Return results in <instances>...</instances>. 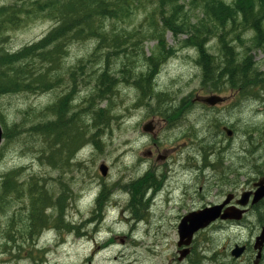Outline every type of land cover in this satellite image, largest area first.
I'll return each instance as SVG.
<instances>
[{"label":"rangeland","instance_id":"rangeland-1","mask_svg":"<svg viewBox=\"0 0 264 264\" xmlns=\"http://www.w3.org/2000/svg\"><path fill=\"white\" fill-rule=\"evenodd\" d=\"M15 1L0 0V7L22 3V0ZM156 1L143 0L146 10L154 8ZM191 1L185 0V9L190 12L192 22L195 23L199 18L204 17L203 7L200 3H191V5ZM223 1L232 4L235 0ZM146 12L148 11L142 7L137 10L129 23V25L132 23L131 28H139L142 25ZM230 21L224 23L222 30L218 27L219 23L211 24L214 33L206 37L210 53L218 58L219 64H222L221 44L230 42L235 45V50L240 52L241 57L248 53L247 56L251 57V61L257 63L255 66L259 67H257L259 71H264V43L263 46L255 43V32L249 28L248 23L241 25L237 22L238 17L234 22ZM262 23L264 27V18ZM55 25L56 22L50 19H32L17 25L12 24L7 28L3 26L0 29V40H2L0 49L17 51L25 45L39 41ZM187 37L189 35L181 31L177 34L170 29L165 31L167 44L171 46L172 51L158 65L154 83L157 91L166 94V100L157 102L153 98L150 100L151 105H141L138 103L140 91L134 84L119 83L117 87L113 98V102H116L113 113H120V118L104 127L105 130L98 128L100 141H98V194L103 185L109 194L111 193L108 202L104 199L98 204V221L94 211L97 160L95 136L94 141L85 142L82 148L81 167L75 161L69 162L72 166L65 161L63 148L57 152L59 156L56 155L58 160L56 166L50 165L47 159L42 158L47 154V150H44L47 144L42 136L25 132L20 136L12 137L7 142L3 140L2 148L0 146V193L1 180L8 171L21 168L16 179L23 184L20 183L18 193H2L0 264H192L190 258L194 257L186 258L182 262L178 261V225L186 214V207L181 209V206L188 204L192 197H195L193 203H201L200 199L203 197L206 202L216 201L220 197L218 195L220 185L223 186L222 189L235 188L241 192L249 188L261 175L257 165L263 162L264 158V93L260 98L244 97L238 89H232L228 82H225L224 86L221 83L222 89L215 92L203 80V69L196 59L197 49L188 45ZM155 42L157 40L154 38H146L141 42L140 48L136 47L139 46L138 43L133 42L136 46L134 50L130 49L132 52L130 67H133L136 73L149 71L148 58L156 48ZM95 47V39L74 41L66 47L67 53L61 61L63 86L42 94L26 93V95L24 92H19L0 96V113L5 123L10 127L14 124H25L27 127L35 121L43 120L44 117L40 115L36 120L37 112L48 105L53 107L61 95L77 84L72 104L77 102L73 108L74 111L80 109L82 137L84 140H89L93 135L91 132L95 134V129L91 128L90 132L85 131L86 122L90 123L92 118L91 114L83 112V108L88 106L86 99L90 98V92H93L95 87L97 63L93 66L88 64L86 70L82 71L79 70L78 65L81 59H87L94 52ZM105 52L107 51H99L98 77L107 66ZM109 57V69L118 78L125 57L122 55ZM219 64L217 61L216 65ZM213 94L226 98L225 102L211 108L191 103V100L199 95ZM134 102H136L135 107L138 108L133 107ZM107 103V100L98 101V107H105ZM189 105L190 107L187 108ZM94 107L95 98L93 107H89V110ZM174 107L183 108L175 117H173ZM148 122H152L154 126V131L151 133L143 130V126ZM224 126L233 130L231 136L225 133ZM54 146L56 150L61 148L57 144ZM170 147L173 148L171 158L167 162L158 159V155L170 153ZM148 150L154 152L152 157L144 155ZM190 158H192L191 166L187 163V159ZM102 162L109 167L108 175L105 177L99 170ZM204 162L206 164L215 162L216 168L212 165L207 166ZM147 170L157 179H162L164 189L159 199L155 200V204L154 201L148 209L147 206L145 209L142 208L141 210L144 211L135 213L134 218L127 209L131 197L128 183L130 180L137 181ZM187 170L192 171L191 181ZM223 173L230 181L236 183L227 185L222 180L219 181ZM186 181L190 182L191 187ZM67 184L73 188L74 193L82 194L81 210L68 208L65 214H58V208L55 206L48 208L45 211L47 218L49 217L48 223L43 229L51 227V230L44 232L39 242L34 243V234L27 233L31 223L29 218L31 200L33 201L35 197L32 195L34 193L30 192V188L35 187L36 190L42 187V190L47 192L49 190L52 196L55 195L57 198ZM104 193L107 195L106 191ZM149 195L150 192L146 197ZM168 195L173 198L167 199ZM187 195L192 197L186 200L180 199ZM142 200L146 203L145 199ZM263 210L264 207L260 211H249L241 224L218 221L198 232L194 237L196 248L204 251L207 247L211 248L213 254L218 252L217 258H210L211 253L203 252L206 255L199 256L204 259L202 264H254L257 251L254 250L253 245L255 237L261 230L257 221L258 212ZM235 244H247L250 248L236 259L231 254ZM261 262L263 263L260 264H264V259H261Z\"/></svg>","mask_w":264,"mask_h":264},{"label":"trees","instance_id":"trees-1","mask_svg":"<svg viewBox=\"0 0 264 264\" xmlns=\"http://www.w3.org/2000/svg\"><path fill=\"white\" fill-rule=\"evenodd\" d=\"M34 1L35 0H33V2L32 0L27 1V2L23 1L22 3H24V5L21 3H17V4L14 3L13 5L9 7H0V28L2 26L7 28L8 26L9 27L12 26V24L17 25V24H20V22L23 23L24 21H29L32 19L33 20L34 19H50L49 17H52L50 20H53L56 22V25H55L56 28L54 26L52 28L53 30L51 29L42 39H40L37 42L25 45L21 49L14 51V52H11L7 49L6 50L0 49V92H1L0 96L19 93V92H24V93H34L35 92L39 94L40 92L45 93L48 91H52L53 89L57 87L63 86L64 80H63V71H62L61 61L63 57L65 56V54L67 53L66 47L70 43H73L74 41L95 39L96 47L94 49V52H92L87 59L85 58L81 59L80 60L81 63L78 65V68L79 70L82 71L88 67V64L92 66L95 65L96 63L98 64L99 51H103V50L107 51L104 54L107 60V66L103 68V72L98 77V82H99L98 83V86H99L98 87V93H99L98 101H104L105 99L108 100V103L105 107H98V128L101 130H105L104 127H107L108 125H110V123L113 120H116V118L119 119L117 117L119 116V114L113 113L114 105H115L114 104L115 102H113L114 101L113 98L116 95V92H117L116 88L118 87L119 83H127L128 81L129 83L131 82L132 84L135 83L134 85L139 89L140 94H142L140 96L143 97V98L140 97L141 101H140V98L138 101V103L140 104L143 102L141 105H143L144 103L150 104V99L153 100V98L157 101L158 100L163 101L164 98L166 97V94L164 92L159 91L160 92L159 93L157 91L155 83H154V78H155V75L157 74V70H158L157 67L160 64L159 61H161L162 59L161 62H163L168 57V54L170 53L172 49V48L171 49L169 48L170 46H168V44L166 43L167 41L165 38V31L169 29L174 31V33H179L180 31L184 30L182 32H186L189 35V37L186 39V42L189 43L188 41H190L188 45H191L193 43L192 46L195 45L194 47L197 48L198 60H199L197 61L198 63L200 62L199 64L202 66V69H203V80L209 83L210 87L215 92L219 91L221 86L225 82H228L229 86L232 89H238L239 91H242L241 93L244 96H246L247 94V96H254L255 98H260V95L264 93V73L257 70L258 68L254 65V63L251 61V58L249 56L245 55L246 58L245 56L241 57L240 52L235 50L234 45H232L229 42L227 43L224 42V45H222V47L223 46L225 47L221 48V55L223 57L222 62H221L222 64H219L220 61L218 60V58L215 55L210 53L207 43H206V38L204 40V37L214 33L213 29L211 28V24L217 25L216 23H219L218 27L222 30L223 26H225L224 23L226 22V20L227 21L231 20L232 22H234L236 20V17H238V21H237L238 23H240L241 25H246L248 23L249 28L254 30L255 35L257 36V38L255 36L256 39L254 38L255 39L254 41L255 43H257L258 46H262L264 43V37H263L264 27L262 25L263 19L261 17L263 16L262 14H264V0H235L232 4H227L223 0H192L190 3L192 4L200 3L203 7V11L205 10L204 12L205 13L207 12L206 15L203 12L204 14L203 18H199L202 20V22H203V19L204 20L206 19L205 20L206 22L204 21L205 24H202L201 21L198 22L199 20L197 21V23L192 22V19L190 17V12L185 9V0H157L156 5L151 10H146V8L144 7L143 0H103V1L102 0H46V2L45 0H42V1L37 0L38 2L35 1V3ZM30 3L32 4L33 8H35L36 7L35 5H37L39 11L37 10V7H36L31 12L33 8L30 7L31 6ZM22 6L23 8H25L24 10ZM141 7L144 8L145 11H148L146 12V16L144 17L143 23L139 28H136V27L131 28L132 23L130 25L129 23L132 20L133 16L136 14L137 10ZM182 7L184 8V10ZM257 10L259 11V13ZM35 11L41 15L40 16L39 14L37 15ZM181 11H183V13ZM177 12H179L180 14ZM207 19L208 20L210 19V22ZM4 20L6 21L4 22ZM155 21L156 23L158 22L157 23L158 25L155 23ZM155 24L157 26V29H156ZM200 24L202 25V27ZM183 25H185L187 28H185V26ZM188 25H190L191 27ZM197 25H199L200 27ZM159 26L162 27L163 30H161L162 28H160ZM190 29L193 30V32L190 31ZM204 30H207V31L204 32ZM152 31L154 32L151 33ZM160 31H162V33ZM197 31L199 32V34ZM53 33L55 36L53 35ZM156 33L158 34L157 36H156ZM159 35H160V38H159ZM199 37H202V38H199ZM259 37L263 41L260 39L258 41ZM146 38H154L157 40V42L159 41L158 45L156 44L155 50H153L155 51L153 52L154 54L152 53V55L149 56L148 58L149 65L150 64L155 65V67H153L154 65L153 66L150 65L154 73L152 74V71L150 70V67H149L148 72H145V73L141 72L138 74L134 72L135 70H133L132 67H130V64L132 63L131 61L132 52H130V49L134 50L136 46V44H133V42H136L138 44L140 43L139 46L138 45L136 46L140 48L141 42ZM191 38L194 39L192 43H191L192 41ZM198 41H200L199 45L195 44V43H198ZM160 42H162V44ZM159 43L161 44V46ZM164 44H166L165 48L163 46ZM110 45H113V47ZM197 46L198 47L201 46L200 47L201 51L199 50ZM115 47L117 48L115 49ZM226 47L227 49H225ZM231 50H233V52H231ZM162 51L163 53L165 52V56L163 53L162 54L160 53ZM115 52L119 54L117 53L115 54ZM199 54L203 56H200ZM112 55L115 57H119L121 55L125 57V62L123 61L124 69L122 68L123 70H121L120 72V76L118 77L119 79L113 76L111 74L112 71L109 69V60H110L109 56H112ZM100 56H102V53ZM214 56L216 60H214ZM129 57L130 59H127ZM155 57L158 58V61L156 60ZM204 58L206 59V62L201 61V59L205 60ZM126 59L128 60L127 62H126ZM238 59H241V60H238ZM217 61L219 65H216ZM136 74L139 76L137 77ZM124 75L126 76L125 78L123 77ZM39 80L40 81L42 80V81L40 82ZM113 80H116L117 83L114 81L115 82L114 84ZM221 83L222 85H220ZM75 86L71 87V90L61 95L53 107H50L48 105L43 110L37 112L36 117H35L36 120L38 119L39 115L44 117V119L41 121H37V122L35 121L34 123H31L30 125L27 126V127L30 126L29 129H27L25 124L24 125L14 124L11 127L8 126L7 124H5V121L3 120L4 118L2 114L0 113V122L5 132L4 133L5 135H3L4 140L5 139L10 140L12 137L20 136L22 133H25V132L42 136L44 142L47 144L46 147L44 148V150H47V154L46 155L44 154L42 158L47 159V162L50 165L53 164V166H56V161H58L56 155L59 156L57 152H60L62 150V147L56 150L54 145H56L57 142L59 141L62 142L63 130L65 129V131L67 130L68 133H70V135H73L75 131L79 132V131H82L83 129V128H80L82 127L80 123V121L82 122V119L80 117V111H75L74 113V108H71L73 107L72 101H73V98L76 92ZM107 86L109 87L107 88ZM4 87H6L7 91ZM215 88L217 90H215ZM72 89H75V90L72 91ZM141 89H144V91L143 90L141 91ZM252 89L254 91L255 90L257 91L254 92ZM36 90L39 92H37ZM154 90L155 92L156 91L157 92L156 93L151 92ZM94 92H95V87L93 89L92 94H95ZM156 95L158 96L156 97ZM92 96L93 98L92 97H91L92 99L90 98L92 101L90 99H87L86 102L89 101L87 102L88 106L83 108L84 110H86L83 112H86L87 114H91V118H92L91 123L86 122V125H85L86 132H90V128H94V117H95L94 109L92 111H89L88 109L89 107H93L92 102L94 101L95 95H92ZM103 96H105L106 98ZM109 108H111L112 110ZM173 109H174L173 117H175L176 115L179 114L180 111H182L183 108L181 109V107H176V109L175 108ZM111 114L113 115V117ZM45 121H47V123ZM5 127L7 128L9 127V128L7 129ZM48 127H51V128H48ZM53 132L57 134L55 140L52 139ZM6 133H8V136ZM94 136L95 134L93 132L92 137L89 138V140H86L85 142L94 141ZM263 164H264V158H263V162L257 165V168L259 169L260 174L262 176H264V165ZM216 165L217 163L215 164V166ZM14 170L8 171L6 174H4L3 176L4 178L1 180L2 182H1L0 204H1V199H2V193L12 194V193H18L20 191L19 189L20 183L17 182L16 177L19 175L21 168L14 169ZM136 185L137 186L134 190L135 192L134 196L136 195V199L138 198V202L134 205V208H135L136 213H141L144 211V210L142 211L141 209L145 207V205H143L141 208H139L140 204L142 205V203H144V201L142 200V192H144V190L142 189L143 182L138 181ZM30 192L34 193L35 197L32 201L33 203H31L32 207L30 208V211H29L31 215L29 217L31 220V223H30V229L27 233H29V235L30 234L32 235L33 234L32 228H31L32 224L39 225L40 227L42 225L41 223H45V224L48 223L45 210H47L50 207H48L49 206L48 194L46 190H42V187L35 190V187H33L30 190ZM103 195H106V194L103 192ZM257 207L258 206H255L253 211H256V210L260 211L264 207V200L262 201L258 209ZM258 215H259L258 224L263 226L264 225L263 224L264 223V210L262 212H258ZM259 218H261L262 221L261 219L259 220ZM205 248L206 250L204 251L198 250L194 242V245L191 250V254L188 256V258L194 257V259L190 258L192 264H202L203 262L202 258L200 261L199 256L202 255L204 257L206 253H203V252L211 253V256H210L211 258H217L216 256L218 255V252H215L213 254L211 251V248H207V247ZM262 256H264V252ZM195 259H198L199 262L198 260H195ZM263 259L264 258H262V260ZM260 263H263V262H260Z\"/></svg>","mask_w":264,"mask_h":264},{"label":"flooded vegetation","instance_id":"flooded-vegetation-1","mask_svg":"<svg viewBox=\"0 0 264 264\" xmlns=\"http://www.w3.org/2000/svg\"><path fill=\"white\" fill-rule=\"evenodd\" d=\"M97 75V76H96ZM98 64H97V68H96V70H95V107H96V109H95V107H94V116H95V118L94 119H96L95 121H94V123L97 125L96 127H95V124H94V129H95V134L97 133L98 134ZM199 96H205V95H199ZM198 97V96H197ZM197 97H195L194 99H192L191 100V103H198L199 105H202L203 107H207V108H211V107H214V106H209V105H207V104H205V103H203V102H201L200 100H196V98ZM225 100H226V98H224L223 99V101H222V103H224L225 102ZM184 103H186V102H184ZM220 104V103H219ZM219 104H216V106L217 105H219ZM190 106H188L187 108H189ZM180 113H181V111H180ZM80 128H82V127H80ZM79 131V130H78ZM77 134H79V137H78V135ZM95 135V142H94V146H95V152H96V158L98 157V135ZM227 134V133H226ZM77 135V136H76ZM81 135V136H80ZM54 136H57V134H55L54 132L52 133V139L53 140H55V138L56 137H54ZM75 137H76V139H75ZM64 138V139H63ZM75 139V140H74ZM78 139H80V141L78 140ZM75 141V144L73 145V142ZM85 140H84V138L82 137V133H81V131H79L78 133H77V131H75L74 133H73V135H70V133H68V131L66 130L65 131V129L63 130V132H62V142L61 141H59V142H57V145L59 146V147H62L63 148V154H64V157H65V161L66 162H68V164H69V162L70 161H75L76 162V164H78V166L79 167H81V162L83 161L82 160V158H81V152H82V147H84V145L83 144H85V142H84ZM76 142H78L77 144H76ZM83 142V143H82ZM82 143V144H81ZM170 149V153H168V152H166L165 154H163V155H158V159H163L164 161H168L170 158H171V156H172V152H173V148L172 147H170L169 148ZM52 150H54V149H52ZM146 155L147 156H150V157H152L153 155H154V152L152 151V150H148L147 152H146ZM187 163H188V165H190L191 166V163H192V158H190V159H187ZM205 163V165H207V166H213L214 168H216V166H215V164H214V162L213 163H211V164H206V162H204ZM189 166V167H190ZM189 167H183V168H188L189 169ZM188 171V170H187ZM188 177H189V179H190V177H191V175H192V171L190 170V172L188 171ZM264 176H258L255 180H254V182H252V185L251 186H249V188L247 187V188H245V189H243L241 192H238V190L237 189H235V188H233V189H229V188H227V189H222L223 188V186L222 185H220L219 187H220V193H218V195H220V197L216 200V201H205L204 199H205V197H203L202 199H200V201H201V203H193L192 202V200H195V197H192L191 195L189 196V197H192L191 198V200H190V202L188 203V204H184L185 206H181V209L182 208H184V207H186V214H188V213H190V212H193V211H197V210H201V209H204V208H206V207H210V206H213V205H220V204H222L226 199H228L229 198V203L228 204H226L224 207H223V209L222 210H224L225 208H227V207H229V206H238V207H240L239 206V204H238V200L241 198V195H242V193H244V192H246V191H253L256 187H255V183L259 180V179H261V178H263ZM144 179V180H143ZM141 180H142V182H143V186H142V189L144 190V193L142 192V199H145L146 200V204L148 205V207H147V209L151 206V204L154 202V200H156V199H159L158 197H159V195H160V193L163 191V189H164V185H163V181H162V179L160 178V179H157V177L152 173V172H150L149 170H147L146 172H145V174L142 176V177H140V178H138V180L136 181V182H132V180H130L129 181V183H128V191L129 190H131V193H130V203L128 202V204H130V205H128L127 204V207H128V209L131 211V213H132V215L134 216L135 214L133 213L134 212V205L138 202V199H136L135 200V197H133L134 196V190H135V188H136V184H137V182L139 181V182H141ZM146 180V181H145ZM223 181V182H225V184H227V185H234L236 182L235 181H230L229 180V178H228V176H225V174L223 173V175H222V178L220 177V180L219 181ZM155 181V182H154ZM190 181H191V179H190ZM95 182H96V185H95V187H96V193H95V198H94V211L95 212H97L98 213V204H100L101 203V201L103 200V198L105 197V195H102L103 194V189H104V187L102 188V190L100 191V194H98V158H97V160H96V173H95ZM131 183V184H130ZM186 183L189 185V183L190 182H187L186 181ZM133 184H134V186H133ZM131 185H132V187H131ZM190 187H191V184L189 185ZM69 187H71L69 184H67L64 188H63V191L60 193V195H59V197H60V199H59V197H55V196H52V194L50 193V191L48 190V192H47V194H48V204H49V207L50 206H54L55 205V207L56 208H58V214H65V211H66V209H68V208H72V209H75V210H77V211H80L81 210V204H82V202H83V196H82V194L81 195H78V193L76 194V193H73V190H71L72 189V187L71 188H69ZM144 187V188H143ZM177 187V186H176ZM176 187H174V189H176ZM67 190V191H66ZM68 192V193H67ZM80 192V191H79ZM130 192V191H129ZM148 192H150V194L152 195H149L148 197H146V195L148 194ZM70 193V194H69ZM132 194V195H131ZM66 195V196H65ZM73 195H75V196H73ZM96 195H97V197H96ZM99 195L101 196V197H99ZM225 196V197H224ZM99 197V198H98ZM168 197H169V195L167 196V199H168ZM189 197H188V195L187 196H184V197H182V198H180V199H183V200H186V199H189ZM55 200H54V199ZM68 198V199H67ZM70 198V199H69ZM170 199H172L173 197H169ZM253 197H250V202H249V205L250 206H248L247 207V211L249 212V210H250V212H252L253 210H254V207L255 206H260L261 205V203H262V201H263V199L261 200V203L259 202V203H256V204H251V199H252ZM52 199L54 200V201H52ZM99 199V200H98ZM62 200V201H61ZM66 201H67V203H66ZM70 201V202H69ZM75 201V202H74ZM100 201V202H99ZM148 201V202H147ZM51 202V203H50ZM59 203V204H58ZM156 203V201L154 202V204ZM53 204V205H52ZM131 204H133V205H131ZM260 204V205H259ZM146 205V206H147ZM254 206V207H253ZM51 208V207H50ZM250 208V209H249ZM253 208V209H252ZM252 209V210H251ZM247 212V213H248ZM96 213V214H97ZM97 218H98V214H97ZM134 218H135V216H134ZM182 219V218H181ZM97 221H98V219H97ZM181 221V220H180ZM243 221L244 220H242L241 222H237V221H233V220H228V221H225V222H230V223H238V224H241V223H243ZM42 225L39 227V225H36V224H32V232H33V234H34V238L35 239H33V241H34V243H36V242H39V240H40V238H41V236H43L44 235V232H47V231H50L51 229L50 228H47L46 229V231H45V229H43V227L45 226V225H47V223L45 224V223H41ZM67 226V225H66ZM261 227H263V226H261ZM42 228V229H41ZM38 229V230H37ZM37 230V231H36ZM43 230V231H42ZM32 234V235H33ZM256 238V237H255ZM246 245V251L245 252H247L248 250H249V246L247 245V244H245ZM254 248V247H253ZM254 250H256L255 248H254ZM263 252H264V247H263ZM263 258V256H261V258L256 262V260H254V264H260V262H261V259ZM188 259V258H187ZM178 261H180V262H182V259H180V256L178 255ZM43 264H46V263H43Z\"/></svg>","mask_w":264,"mask_h":264},{"label":"water","instance_id":"water-1","mask_svg":"<svg viewBox=\"0 0 264 264\" xmlns=\"http://www.w3.org/2000/svg\"><path fill=\"white\" fill-rule=\"evenodd\" d=\"M223 99L224 98L219 95L198 96L196 98V100H200L201 102L212 106L222 102ZM143 130L145 132H153V123L148 122L147 124H145L143 126ZM224 130L229 136L233 134L232 129L228 127H224ZM3 135L4 130L2 124L0 123V146L4 139ZM144 155H146V152L144 153ZM99 170L103 176H107L109 167L105 162H102L99 166ZM255 187L256 188L253 191H246L242 193L241 198L238 200V204L240 207L229 206L222 210L223 207L230 202L228 198L220 205L206 207L201 210L190 212L183 216L178 225V247L182 248L179 250L180 259H184L190 253V246L197 232L206 229L217 220H233L241 222L247 212V206L250 202V197L253 196L251 201V204L253 205L260 202L264 198V177L259 179L255 183ZM263 247L264 226L261 228L259 235L256 236L254 243V248L257 250V258H260L262 256ZM245 250L246 245L236 244L232 249L231 254L234 258H239L243 255Z\"/></svg>","mask_w":264,"mask_h":264},{"label":"bare ground","instance_id":"bare-ground-1","mask_svg":"<svg viewBox=\"0 0 264 264\" xmlns=\"http://www.w3.org/2000/svg\"><path fill=\"white\" fill-rule=\"evenodd\" d=\"M16 1H17V0H16ZM16 1H15V2H16ZM18 1H21V0H18ZM24 1H25V0H24ZM29 1H30V0H29ZM35 1H37V0H35ZM35 1H34V3H35ZM39 1H40V0H39ZM41 1H42V0H41ZM102 1H103V0H102ZM22 2H23V0H22ZM26 2H27V1H26ZM32 2H33V0H32ZM37 2H38V1H37ZM45 2H46V0H45ZM45 2H44V3H45ZM12 3H14V2H12ZM17 3H18V2H17ZM17 3H16V4H17ZM19 3H20V2H19ZM34 3H33V4H34ZM41 3H42V2H41ZM105 3H106V2H105ZM21 4L24 5V3H21ZM30 4H31V3H30ZM39 4H40V3H39ZM39 4H38V5H39ZM190 4H191V3H190ZM12 5H13V4H12ZM62 5H63V4H62ZM183 5H184V4H183ZM191 5H192V4H191ZM221 5H222V4H221ZM25 6H26V4H25ZM25 6H24V7H25ZM35 6L37 7V10H38V6H37V5H35ZM136 6H137V5H136ZM28 7H29V6H28ZM30 7L33 8V7H32V4H31ZM30 7H29V8H30ZM36 7H35V8H36ZM137 7H138V6H137ZM194 7H195V6H194ZM197 7H198V6H197ZM197 7H195V8H197ZM22 8H23V6H22ZM35 8H33V9L31 10V12H32ZM165 8H166V7H165ZM182 8H183V7H182ZM24 9H25V8H23V10H24ZM26 9H27V8H26ZM166 9H167V8H166ZM166 9H165V10H166ZM204 9H205V8H204ZM18 10H19V8H18ZM18 10H16V11H18ZM180 10H181V9H180ZM183 10H184V8H183ZM226 10H227V9H226ZM258 10H259V9H258ZM258 10H257V11H258ZM14 11H15V10H14ZM28 11H29V10H28ZM38 11H39V10H38ZM159 11H160V10H159ZM204 11H205V10H204ZM204 11H203V12H204ZM29 12H30V11H29ZM35 12H36V11H35ZM35 12H34V13H35ZM181 12L183 13V11H181ZM184 12H185V11H184ZM177 13H179V12H177ZM204 13H205V12H204ZM206 13H207V12H206ZM206 13H205V15H206ZM258 13H259V11H258ZM36 14L38 15L39 13L36 12ZM179 14H180V13H179ZM184 14H186V13H184ZM260 14H261V13H260ZM40 15H41V14H39V16H40ZM132 15H133V14H132ZM181 15H182V14H181ZM262 15H263V16H262V17L260 16V17L263 19L264 14H262ZM130 16H131V15H130ZM161 16H162V15H161ZM179 16H180V15H179ZM49 18L51 19L52 17H49ZM177 18H179V17H177ZM177 18H176V19H177ZM207 18H208V17H207ZM209 18H210V17H209ZM213 18H214V17H213ZM213 18H212V19H213ZM176 19H175V20H176ZM212 19H211V20H212ZM262 19H260V20H262ZM11 20H12V19H11ZM17 20H18V18H17ZM205 20H206V19H205ZM205 20L203 19V22H204ZM207 20H208V19H207ZM5 21H6V20H4V22H5ZM8 21H9V20H8ZM70 21H71V20H70ZM184 21H186V20H184ZM200 21L202 22L201 19H199L198 22H200ZM208 21L210 22V19H209ZM208 21H207V22H208ZM226 21H227V20H226ZM4 22H3V23H4ZM203 22H202V24H205L206 21H205L204 23H203ZM228 22H229V21H228ZM230 22H231V21H230ZM155 23H156V21H155ZM157 23H158V22H157ZM157 23H156V24H157ZM185 23H186V22H185ZM185 23H183V24H185ZM189 23H190V22H189ZM189 23H188V24H189ZM196 23H197V21H196ZM223 23H224V22H223ZM156 24H155V26H156ZM2 25H3V24H2ZM157 25H158V24H157ZM193 25H194V24H193ZM200 25H201V24H200ZM262 25H263V24H262ZM66 26H67V25H66ZM68 26H69V25H68ZM163 26H164V24H163ZM183 26H185V25H183ZM188 26H190V25H188ZM197 26H199V25H197ZM2 27H3V26H2ZM2 27H1V28H2ZM159 27H160V26H159ZM190 27H191V26H190ZM199 27H200V26H199ZM201 27H202V25H201ZM251 27H252V26H251ZM253 27H254V26H253ZM1 28H0V29H1ZM55 28H56V26H55ZM66 28H67V27H66ZM160 28H162V27H160ZM160 28H159V29H160ZM185 28H187V27L185 26ZM154 29H155V28H154ZM154 29H153V30H154ZM156 29H157V26H156ZM176 29H177V28H176ZM180 29H181V28H180ZM188 29H189V27H188ZM255 29H256V28H255ZM52 30H53V29H52ZM161 30H163V28H162ZM195 30H196V29H195ZM6 31H8V30H6ZM177 31H178V30H177ZM177 31H175V32H177ZM182 31H184V30H182ZM182 31H181V32H182ZM190 31L193 32V30H191V29H190ZM199 31H201V30H199ZM205 31H207V30H204V32H205ZM263 31H264V30H263ZM148 32H149V31H148ZM153 32H154V31H152L151 33H153ZM160 32L162 33V31H160ZM188 32H189V31H188ZM197 32H198V31H197ZM55 33H56V32H55ZM184 33L187 34L186 32H184ZM202 33H203V32H202ZM108 34H109V33H108ZM115 34H116V33H115ZM176 34H177V33H176ZM192 34H193V33H192ZM194 34H195V32H194ZM198 34H199V32H198ZM198 34H196V35H198ZM200 34H201V33H200ZM207 34H208V32H207ZM209 34H210V33H209ZM212 34H213V33H212ZM212 34H211V35H212ZM219 34H220V33H219ZM0 35H1V34H0ZM53 35H54V33H53ZM157 35H158V34L156 33V36H157ZM160 35H162V34H160ZM160 35H159V38H160ZM173 35H174V34H173ZM216 35H217V34H216ZM224 35H225V33H224ZM54 36H55V35H54ZM185 36H186V35H185ZM191 36H193V35H191ZM191 36H190V37H191ZM199 36H201V35H199ZM202 36H203V35H202ZM204 36H206V35H204ZM218 36H219V35H218ZM255 36H256V35H255ZM255 36H254V37H255ZM3 37H4V39H5V36H3ZM206 37H210V36H206ZM206 37H204V40H205ZM263 37H264V35H263ZM50 38H51V37H50ZM187 38H188V37H187ZM199 38H202V37H199ZM239 38H240V37H239ZM256 38H257V36H256ZM256 38H255V39H256ZM41 39H42V38H41ZM152 39H153V38H152ZM162 39H163V38H162ZM175 39H176V38H175ZM207 39H208V38H207ZM217 39H219V38H217ZM225 39H226V38H225ZM255 39H254V40H255ZM259 39H260V37L258 38V41H259ZM144 40H145V39H144ZM144 40H143V41H144ZM160 40H161V39H160ZM191 40H192V41H191V43H192V42L194 41V39L191 38ZM226 40H227V39H226ZM260 40H262V39H260ZM0 41H1V40H0ZM43 41H44V40H43ZM262 41H263V40H262ZM1 42H2V41H1ZM124 42H125V41H124ZM158 42H159V41H158ZM158 42H155V43H157V45H158ZM188 42L190 43V41H188ZM199 42H200V41H198V43H195V44L199 45ZM252 42H254V41H252ZM42 43H43V42H42ZM45 43H46V42H45ZM59 43H60V42H59ZM160 43L162 44V42H160ZM160 43H159V44H160ZM166 43H167V42H166ZM184 43H185V42H184ZM189 43H188V44H189ZM229 43H230V42H229ZM0 44H1V43H0ZM139 44H140V43H139ZM143 44H144V43H143ZM161 44H160V46H161ZM185 44H186V43H185ZM201 44H203V43H201ZM207 44H208V43H207ZM220 44H221V42H220ZM225 44H226V43H225ZM240 44H241V42H240ZM256 44H257V43H256ZM63 45H64V44H63ZM165 45H166V44L163 45L164 48H165ZM183 45H184V44H183ZM186 45H187V44H186ZM191 45H193V43H192ZM222 45H224V43L221 44V46H222ZM236 45H239V44H236ZM244 45H245V44H244ZM0 46H1V45H0ZM110 46L113 47V45H110ZM125 46H126V45H125ZM128 46H129V45H128ZM194 46H195V45H194ZM202 46H203V45H202ZM229 46H230V45H229ZM234 46H235V45H234ZM241 46H243V44H242ZM262 46H263V45H262ZM1 47H2V46H1ZM30 47H31V46H30ZM33 47H34V46H33ZM55 47H56V46H55ZM197 47H198V46H197ZM200 47H201V46H200ZM200 47H198L199 50H200ZM204 47H205V46H204ZM208 47H209V46H208ZM223 47H225V46H223ZM223 47H221V48H223ZM116 48H117V47H115V49H116ZM126 48H127V47H126ZM160 48H161V47H160ZM169 48L171 49V46H170ZM173 48H175V47H173ZM235 48H236V47H235ZM25 49H26V48H25ZM141 49H142V48H141ZM143 49H144V48H143ZM154 49H155V48H154ZM154 49H153V50H154ZM170 49H169V50H170ZM175 49H176V48H175ZM196 49H197V48H196ZM204 49H205V48H204ZM225 49H227V47H226ZM230 49H231V48H230ZM233 49H234V47H233ZM260 49H261V48H260ZM262 49H263V48H262ZM262 49H261V50H262ZM23 50H24V49H23ZM108 50H110V49H108ZM144 50H145V49H144ZM163 50H165V49H163ZM207 50H208V49H207ZM223 50H224V49H223ZM21 51H22V50H21ZM115 51H116V50H115ZM171 51H172V50H171ZM171 51H170V52H171ZM200 51H201V50H200ZM24 52H25V51H24ZM118 52H119V51H118ZM154 52H155V51H154ZM208 52H209V51H208ZM228 52H229V51H228ZM231 52H233V50H231ZM231 52H230V54H231ZM18 53H19V52H18ZM109 53H110V51H109ZM116 53H117V52H115V54H116ZM140 53H141V52H140ZM143 53H144V52H143ZM160 53L162 54L163 51L160 52ZM166 53H167V52H166ZM205 53H206V52H205ZM224 53H225V52H224ZM98 54H99V53H98ZM100 54H101V53H100ZM117 54H119V53H117ZM137 54H139V53H137ZM153 54H154V53H153ZM163 54H164V56H165V52H164ZM169 54H170V53H169ZM225 54H226V53H225ZM235 54H236V53H235ZM237 54H238V53H237ZM23 55H24V54H23ZM107 55H108V54H107ZM144 55H145V54H144ZM144 55H143V56H144ZM166 55H167V54H166ZM199 55H200V56H203V55H201V54H199ZM213 55H214V54H213ZM226 55H227V54H226ZM246 55H247V54H246ZM26 56H27V55H26ZM96 56H97V55H96ZM116 56H117V55H116ZM153 56H154V55H153ZM153 56H152V58H153ZM161 56H162V55H161ZM200 56H199V58H200ZM205 56H206V54H205ZM224 56H225V55H224ZM243 56H244V55H243ZM6 57H7V56H6ZM59 57H60V56H59ZM126 57H127V56H126ZM138 57H139V56H138ZM113 58H114V57H113ZM136 58H137V57H136ZM144 58H146V56H145ZM155 58H156V60L158 61V58H157V57H155ZM245 58H246V56H245ZM250 58H251V57H250ZM127 59H130V57L127 58ZM127 59H126V62L128 61ZM139 59H140V58H139ZM196 59L198 60V57H197ZM204 59H205V58H204ZM226 59H227V58H226ZM241 59H242V58H241ZM241 59H238V60H241ZM102 60H103V58H102ZM140 60H141V59H140ZM148 60H149V59H148ZM154 60H155V59H154ZM163 60H164V58H163ZM209 60H210V59H209ZM214 60H216V59H215V56H214ZM228 60H229V58H228ZM242 60H243V59H242ZM122 61H123V60H122ZM129 61H130V60H129ZM134 61H135V60H134ZM138 61H139V60H138ZM150 61H151V60H150ZM161 61H162V59H161ZM161 61H159V62H161ZM198 61H199V60H198ZM201 61H205V62H206V59H205V60H202V59H201ZM124 62H125V61H124ZM151 62H152V61H151ZM208 62H210V61H208ZM214 62H215V61H214ZM226 62H227V61H226ZM254 62H255V60H254ZM153 63H154V62H153ZM157 63H158V62H157ZM199 63H200V62H199ZM230 63H231V62H230ZM52 64H53V63H52ZM57 64H58V63H57ZM255 64H257V63H254V65H255ZM84 65H85V64H84ZM121 65H122V64H121ZM125 65H127V64H125ZM130 65H131V64H130ZM150 65H152V64H150ZM153 65H154V64H153ZM153 65H152V66H153ZM162 65H163V64H162ZM134 66H135V65H134ZM156 66H157V65H156ZM199 66H200V65H199ZM229 66H230V65H229ZM238 66H239V65H238ZM81 67H82V66H81ZM125 67H126V66H125ZM128 67H129V66H128ZM149 67H150V66H149ZM153 67H155V65H154ZM257 67H258V66H257ZM132 68H133V67H132ZM211 68H212V67H211ZM255 68H256V67H255ZM258 68H259V67H258ZM52 69H53V68H52ZM123 69H124V68H123ZM123 69H121V70H123ZM129 69H130V68H129ZM137 69H138V68H137ZM213 69H214V68H213ZM85 70H86V69H85ZM115 70H116V69H115ZM115 70H114V71H115ZM131 70H132V69H131ZM139 70H140V69H139ZM150 70L152 71L151 67H150ZM153 70H154V69H153ZM257 70H259V69H257ZM93 71H94V70H93ZM214 71H215V70H214ZM216 71H217V70H216ZM234 71H235V70H234ZM261 71L264 73L263 70H261ZM134 72H136V71H134ZM141 72H142V71H141ZM146 72H148V71H146ZM157 72H158V70H157ZM114 73H116V72H114ZM128 73H129V72H128ZM153 73H154V71H152V74H153ZM213 73H214V72H213ZM4 74H5V73H4ZM112 74H113V73H112ZM116 74H117V73H116ZM152 74H151V75H152ZM6 75H7V74H6ZM38 75H39V74H38ZM2 76H3V75H2ZM96 76H97V75H96ZM113 76H114V74H113ZM123 77L125 78L126 76L124 75ZM94 78H95V77H94ZM112 78H114V77H112ZM124 78H122V79H124ZM59 79H60V78H59ZM97 79H98V78H97ZM99 79H101V78H99ZM118 79H119V78H118ZM127 79H128V78H127ZM109 80H110V79H109ZM150 80H152V79H150ZM39 81H40V80H39ZM41 81H42V80H41ZM41 81H40V82H41ZM114 81L116 82V80H113V82H114ZM207 81H208V80H207ZM211 81H212V80H211ZM250 81H251V80H250ZM115 82H114V84H115ZM208 82H209V81H208ZM15 83H16V82H15ZM33 83H34V82H33ZM45 83H46V82H45ZM98 83H99V82H98ZM107 83H108V82H107ZM116 83H117V82H116ZM127 83L129 84V81H128ZM149 83H150V81H149ZM19 84H20V83H19ZM26 84H27V83H26ZM28 84H29V83H28ZM130 84H131V82H130ZM134 84H135V83H134ZM206 84H209V83H206ZM24 85H25V84H24ZM76 85H77V84H76ZM93 85H94V84H93ZM95 85H96V84H95ZM126 85H127V84H126ZM136 85H137V84H136ZM150 85H151V84H150ZM150 85H149V86H150ZM259 85H260V84H259ZM5 86H6V85H5ZM111 86H112V85H111ZM155 86H156V85H155ZM223 86H224V85H223ZM226 86H227V85H226ZM35 87H36V86H35ZM86 87H87V86H86ZM88 87H90V86H88ZM98 87H99V86H98ZM104 87H105V86H104ZM108 87H109V86H107V88H108ZM146 87H147V86H146ZM151 87H152V86H151ZM216 87H218V86H216ZM257 87H258V85H257ZM259 87H260V86H259ZM1 88H2V87H1ZM4 88L6 89V87H4ZM115 88H116V87H115ZM115 88H114V89H115ZM152 88H153V87H152ZM152 88H151V89H152ZM225 88H228V87H225ZM5 89H4V90H5ZM10 89H11V88H10ZM83 89H84V88H83ZM103 89H104V88H103ZM119 89H120V88H119ZM130 89H131V88H130ZM220 89H222V87H221ZM223 89H224V88H223ZM1 90H2V89H1ZM13 90H14V89H13ZM73 90H75V89H72V91H73ZM116 90H117V88H116ZM131 90H132V89H131ZM142 90L144 91V89H141V91H142ZM149 90H150V89H149ZM155 90H156V89H155ZM155 90H154V91H151V92L156 93L157 91L155 92ZM215 90H217V89L215 88ZM252 90H253V89H252ZM2 91H3V90H2ZM6 91H7V89H6ZM36 91H37V90H36ZM42 91H43V90H42ZM80 91H81V90H80ZM89 91H90V90H89ZM95 91H96V90H95ZM102 91H103V90H102ZM120 91H121V89H120ZM146 91H147V90H146ZM219 91H220V90H219ZM253 91H254V90H253ZM253 91H252V92H253ZM255 91H257V90H255ZM255 91H254V92H255ZM31 92H32V91H31ZM37 92H39V91H37ZM103 92H104V91H103ZM132 92H133V91H132ZM149 92H150V91H149ZM158 92H159V91H158ZM240 92H242V91H240ZM252 92H251V93H252ZM0 93H1V92H0ZM9 93H10V92H9ZM34 93H35V92H34ZM40 93H41V92H40ZM77 93H78V92H77ZM90 93L92 94V92H90ZM94 93H95V92H94ZM110 93H111V92H110ZM154 93H153V94H154ZM159 93H160V92H159ZM2 94H4V93H2ZM25 94H26V93H25ZM41 94H42V93H41ZM98 94H99V93H98ZM146 94H147V93H146ZM150 94H151V93H150ZM153 94H152V95H153ZM157 94H158V93H157ZM240 94H242V93H240ZM244 94H245V93H244ZM252 94H253V93H252ZM26 95H27V94H26ZM88 95H89V94H88ZM92 95H95V94H92ZM92 95H90V98H91V97L93 98ZM100 95H101V94H100ZM107 95H108V94H107ZM111 95H112V94H111ZM119 95H120V94H119ZM140 95H142V94H140ZM152 95H151V96H152ZM248 95H250V94H248ZM254 95H255V93H254ZM6 96H7V95H6ZM125 96H126V95H125ZM153 96H154V95H153ZM157 96H158V95H156V97H157ZM159 96H160V95H159ZM246 96H247V94H246ZM103 97H105V96H103ZM109 97H110V96H109ZM130 97H131V96H130ZM139 97H142V96H139ZM168 97H169V96H168ZM170 97H171V95H170ZM244 97H245V96H244ZM253 97H254V96H253ZM76 98H77V97H76ZM90 98H89V99H90ZM92 98H91V99H92ZM94 98H95V96H94ZM101 98H102V97H101ZM105 98H106V97H105ZM107 98H108V97H107ZM142 98H143V97H142ZM144 98H145V96H144ZM146 98H147V97H146ZM148 98H149V97H148ZM174 98H175V96H174ZM249 98H250V97H249ZM249 98H248V99H249ZM74 99H75V98H74ZM84 99H85V98H84ZM91 99H90V100H91ZM124 99H125V98H124ZM149 99H150V98H149ZM164 99H165V98H164ZM254 99H255V98H254ZM59 100H60V99H59ZM86 100H87V99H86ZM98 100H99V99H98ZM105 100H106V99H105ZM122 100H123V99H122ZM144 100H145V99H144ZM150 100H151V99H150ZM162 100H163V99H162ZM165 100H166V99H165ZM169 100H170V99H169ZM171 100H172V98H171ZM238 100H239V99H238ZM91 101H92V100H91ZM91 101H90V102H91ZM107 101H108V100H107ZM124 101H125V100H124ZM133 101H134V100H133ZM137 101H138V100H137ZM140 101H141V98H140ZM146 101H147V100H146ZM87 102H89V101H87ZM157 102H158V101H157ZM169 102H170V101H169ZM75 103H77V102H75ZM75 103H74V105H72L73 107H75ZM78 103H79V102H78ZM82 103H83V101H82ZM84 103H85V100H84ZM92 103H94V101H93ZM99 103H100V102H99ZM115 103H116V102H115ZM115 103H114V104H115ZM120 103H121V102H120ZM142 103H143V102H142ZM142 103H141V104H142ZM173 103H175V102H173ZM101 104H102V103H101ZM144 104H145V103H144ZM153 104H154V103H153ZM241 104H242V103H241ZM51 105H52V104H51ZM76 105H77V104H76ZM80 105H81V104H80ZM82 105H83V104H82ZM85 105H86V104H85ZM115 105H116V104H115ZM121 105H122V104H121ZM127 105H129V104H127ZM133 105H134V106H133L134 108H138V107H135L136 102H134ZM147 105H148V104H147ZM149 105H151V104H149ZM157 105H158V104H157ZM78 106H79V105H78ZM105 106H106V105H105ZM130 106H131V104H130ZM170 106H171V105H170ZM189 106H190V105H189ZM73 107H71V108H73ZM99 107H100V106H99ZM150 107H151V106H150ZM153 107H154V106H153ZM79 108H80V107H79ZM128 108H129V107H128ZM156 108H157V107H156ZM174 108H175V107H174ZM69 109H70V108H69ZM77 109H78V108H77ZM77 109H75V110H77ZM88 109H89V108H88ZM93 109H94V108H92V110H93ZM95 109H96V107H95ZM103 109H104V108H103ZM106 109H107V108H106ZM109 109H111V108H109ZM152 109H153V108H152ZM175 109H176V108H175ZM79 110H80V109H78L77 111H79ZM92 110L90 109L89 111H92ZM111 110H112V109H111ZM111 110H110V111H111ZM82 111H83V109L81 108V112H82ZM84 111H86V110H84ZM71 112H72V111H71ZM74 113H75V111H74ZM116 113H117V112H116ZM119 114H120V113H119ZM55 115H56V114H55ZM111 115H112V114H111ZM93 117H94V116H93ZM112 117H113V115H112ZM115 117H116V116H115ZM117 117L120 118L119 116H117ZM94 118H95V117H94ZM122 118H123V117H122ZM53 119H54V118H53ZM114 119H115V118H114ZM116 119H117V118H116ZM3 120H4V119H3ZM95 120H96V119H94V121H95ZM121 120H122V119H121ZM54 121H55V120H54ZM54 121H53V122H54ZM45 122L47 123V121H45ZM53 122H52V123H53ZM41 123H42V122H41ZM90 123H91V122H90ZM5 124H7V123H5ZM94 124H95V123H94ZM53 125H54V124H53ZM38 126H39V125H38ZM54 126H55V125H54ZM96 126H97V125L95 124V127H96ZM56 127H57V126H56ZM58 127H59V126H58ZM5 128H7V127H5ZM8 128H9V127H8ZM8 128H7V129H8ZM29 128H30V127H28L27 129H29ZM48 128H51V127H48ZM48 128H47V129H48ZM65 128H66V127H65ZM96 128H97V127H96ZM7 129H6V130H7ZM53 129H54V128H53ZM90 129H91V128H90ZM47 131H48V130H47ZM4 133H5V132H4ZM77 133H78V132H77ZM92 133H93V132H91V134H92ZM6 134H7V136H8V133H6ZM87 134H88V133H87ZM87 134H86V135H87ZM96 134H97V133H96ZM96 134H95V135H96ZM4 135H5V134H4ZM77 135H78V137H79V134H77ZM77 135H76V136H77ZM97 135H98V134H97ZM80 136H81V135H80ZM99 136H100V135H99ZM54 137H56V136H54ZM90 137H91V136H90ZM86 138H87V137H86ZM63 139H64V138H63ZM75 139H76V137H75ZM75 139H74V140H75ZM97 139H98V138H97ZM5 140H6V142H7V139H5ZM78 140L80 141V139H78ZM85 141H86V140H85ZM85 141H84V142H85ZM97 141H99V140H97ZM99 142H100V141H99ZM77 143H78V142H76V144H77ZM82 143H83V142H82ZM82 143H81V144H82ZM97 143H98V142H97ZM74 144H75V141L73 142V145H74ZM85 144H86V143H85ZM2 145H3V144H2ZM83 145H84V144H83ZM87 145H88V143H87ZM1 148H2V146H1ZM82 148H83V147H82ZM97 155H98V154H97ZM97 158H98V157H97ZM260 158H261V157H260ZM259 160H260V159H259ZM70 164H71V163H70ZM70 164H69V165H70ZM263 165H264V164H263ZM70 166H72V165H70ZM70 168H71V167H70ZM14 171H15V170H14ZM69 171H70V170H69ZM17 172H18V170H17ZM261 172H262V171H261ZM60 175H61V174H60ZM41 176H42V175H41ZM41 176H40V177H41ZM15 177H16V175H15ZM37 177H38V176H37ZM32 178H33V177H31V179H32ZM27 179H28V178H27ZM15 180H16V179H15ZM134 180H135V179H134ZM136 180H137V179H136ZM143 180H144V179H143ZM33 181H34V180H33ZM141 181H142V180H141ZM145 181H146V180H145ZM14 182H15V181H14ZM17 182H18V181H17ZM17 182H16V183H17ZM21 182H22V181H21ZM21 182H20V183H21ZM27 182H28V181H27ZM29 182H30V181H29ZM29 182H28V183H29ZM38 182H39V181H38ZM132 182H134V181H132ZM135 182H136V181H135ZM154 182H155V181H154ZM33 183H34V182H33ZM36 183H37V182H36ZM103 183H104V182H103ZM127 183H128V182H127ZM21 184H23V183H21ZM37 184H38V183H37ZM130 184H131V183H130ZM18 185H19V183H18ZM28 185H29V184H28ZM102 185H103V184H102ZM106 185H107V184H106ZM19 186H20V185H19ZM21 186L23 187L24 185H21ZM30 186H33V185H30ZM133 186H134V184H133ZM17 187H18V186H17ZM103 187H104V185H103ZM131 187H132V185H131ZM69 188H71V187H69ZM139 188H140V187H139ZM143 188H144V187H143ZM30 189H32V188H30ZM72 189H73V188H72ZM72 189H71V190H72ZM100 190H102V189H100ZM66 191H67V190H66ZM104 191L107 192V195L103 198V200L105 199V201L108 202V201L110 200V198H111V195H110L111 193L109 194V191H108L107 189L103 190V192H104ZM111 191H112V190H111ZM114 191H115V190H114ZM129 191H130V193H131V190H129ZM142 191H143V190H142ZM53 192H54V191H53ZM112 192H113V191H112ZM136 192H137V191H136ZM24 193H25V192H24ZM67 193H68V192H67ZM73 193H74V190H73ZM99 193H100V192H99ZM134 193H135V192H134ZM143 193H144V192H143ZM25 194H26V193H25ZM59 194H60V193H59ZM69 194H70V193H69ZM32 195H34V194H32ZM78 195H79V193H78ZM102 195H103V194H102ZM131 195H132V194H131ZM142 195H143V194H142ZM21 196H22V195H21ZM29 196H30V195H29ZM54 196H55V195H54ZM65 196H66V195H65ZM73 196H75V195H73ZM151 196H152V195H151ZM19 197H20V196H19ZM25 197H26V196H25ZM96 197H97V195H96ZM99 197H101V196L99 195ZM99 197H98V198H99ZM134 197H135V200H136V195H135ZM147 197H148V196H147ZM224 197H225V196H224ZM29 198H30V197H29ZM38 198H39V197H38ZM53 199H54V198H53ZM53 199H52V201H54ZM59 199H60V197H59ZM67 199H68V198H67ZM69 199H70V198H69ZM137 199H138V198H137ZM140 199H141V198H140ZM30 200H31V198H30ZM98 200H99V199H98ZM113 200H114V198H113ZM251 200H252V199H251ZM263 200H264V199H263ZM23 201H24V200H23ZM61 201H62V200H61ZM117 201H118V200H117ZM129 201H130V200H129ZM154 201H155V200H154ZM69 202H70V201H69ZM74 202H75V201H74ZM99 202H100V201H99ZM142 202H143V201H142ZM147 202H148V201H147ZM31 203H33L32 200H31ZM42 203H43V202H42ZM50 203H51V202H50ZM66 203H67V201H66ZM102 203H103V202H102ZM116 203H117V202H116ZM129 203H130V202H129ZM260 203H261V201H260ZM58 204H59V203H58ZM104 204H105V202H104ZM114 204H115V203H114ZM52 205H53V204H52ZM128 205H130V204H128ZM131 205H133V204H131ZM143 205H145V207H146L147 204L144 202V203H142V205L140 204V207H139V206H138V207L141 208V206H143ZM259 205H260V204H259ZM47 206H48V205H47ZM54 206H55V205H54ZM248 206H250V205H248ZM48 207H49V206H48ZM50 207H52V206H50ZM145 207H144L143 209H145ZM147 207H148V205H147ZM253 207H254V206H253ZM258 207H259V206H258ZM258 207H257V209H258ZM44 208H45V207H44ZM32 209H33V208H32ZM127 209H128V207H127ZM137 209H138V208H137ZM155 209H156V208H155ZM249 209H250V208H249ZM252 209H253V208H252ZM252 209H251V210H252ZM100 210H101V209H100ZM45 211H46V210H45ZM134 211H135V208H134ZM249 211H250V210H249ZM247 212H248V211H247ZM46 213H47V212H46ZM51 213H52V212H51ZM96 213H97V212H96ZM133 213L135 214L136 212H133ZM97 214H98V213H97ZM97 214H96V215H97ZM99 214H101V213H99ZM52 215H53V214H52ZM54 215H55V214H54ZM51 217H53V216H51ZM48 218H49V217H48ZM48 218H47V219H48ZM51 219H52V218H51ZM97 219H98V218H97ZM245 219H246V218H245ZM260 219H261V218H259V220H260ZM68 220H69V218H68ZM257 221H258V220H257ZM261 221H262V219H261ZM71 222H72V221H71ZM95 222H97V221H95ZM69 223H70V222H69ZM235 223H236V222H235ZM96 224H97V223H96ZM261 224H262V223H261ZM263 224H264V223H263ZM73 225H74V224H73ZM253 225H254V224H253ZM259 225H260V224H259ZM49 226H50V225H49ZM260 226H261V225H260ZM43 228H44V227H43ZM48 228H49V227H48ZM50 228H51V227H50ZM259 228H260V227H259ZM41 229H42V228H41ZM37 230H38V229H37ZM37 230H36V231H37ZM42 231H43V230H42ZM45 231H46V230H45ZM33 232H34V231H33ZM96 232H97V231H96ZM197 253H198V252H197ZM198 254H199V253H198ZM193 255H195V254H193ZM191 256H192V255H191ZM207 258H208V257H207ZM210 258H211V257H210ZM263 258H264V256H263ZM193 259H194V258H193ZM225 259H228V260H229V258H225ZM195 260H198V259H195ZM199 260L201 261V258H199ZM199 260H198V262H199ZM202 260H204V259L202 258ZM216 260H217V259H216ZM206 261H207V260H206ZM217 262H218V260H217ZM217 262H216V263H217ZM231 262H232V261H231ZM219 263H220V262H219ZM220 264H221V263H220Z\"/></svg>","mask_w":264,"mask_h":264}]
</instances>
